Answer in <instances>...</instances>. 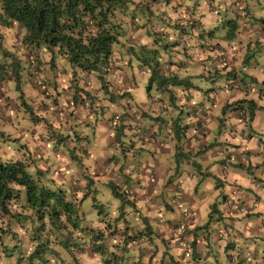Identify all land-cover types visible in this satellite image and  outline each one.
Listing matches in <instances>:
<instances>
[{
	"label": "trees",
	"instance_id": "16d2710c",
	"mask_svg": "<svg viewBox=\"0 0 264 264\" xmlns=\"http://www.w3.org/2000/svg\"><path fill=\"white\" fill-rule=\"evenodd\" d=\"M150 1H155L152 6ZM157 1L161 0H0V25L13 28L19 37V44L26 50L23 54H18L4 41L0 30V53L3 57L0 60V120L9 125L8 132L1 131L0 135L1 140L12 137L18 142L13 151L7 147L0 149V257H7L17 247V255L12 256L14 261L8 257L12 264H66L67 259L74 264H81L78 253L84 249L87 237L92 241L90 246L86 245V249L93 253L97 248L94 246L97 239L103 237L104 230L110 228L106 219L108 214L105 215L108 212L104 211L103 217L93 224L81 225V214L74 203L89 196L92 201H96L93 202L95 205L102 207V201L96 200V193L100 187H107L117 196L120 209L123 205L130 204L135 212L134 201L137 200V195L143 193L135 175L139 176L143 170L149 178L155 175L154 163L149 164L143 160L145 142L172 143L170 158L175 167L180 166L177 163L185 153L179 150L178 143H182L189 126V121H183L186 109L190 108L197 115L195 110L199 108V116L194 118V123L200 127L204 123L201 118L204 106L201 103L192 104V108L187 105L193 88L198 87L191 82L193 74H188V64L194 65L191 62L198 60L202 69L197 75L202 74V77L213 78L215 74H224L225 82L217 88H235L237 78L242 80L244 74L237 75L235 68L223 70L230 62L223 59L227 57L223 49H228L232 56L230 49L233 42L230 40L236 36L241 17L240 11L235 9L250 12L247 0H231L229 4L234 7V16L230 15L231 18L223 15L222 19L220 16L217 23L206 30L201 28L200 19L194 16L197 13L196 0L192 4L186 0H163V3L172 4L171 8H162V11L154 13ZM205 1L212 6L211 0ZM251 1L253 7L263 9L264 0ZM231 5L226 6V9H230ZM213 13L220 14L215 10ZM140 14L143 15L142 22L139 21L142 16ZM257 20H261L264 25V16ZM223 25L226 26L225 31L219 34L216 42L207 39L215 31L220 32L219 27ZM162 37L163 40L159 41ZM212 47L219 50L218 54L210 55L206 52L204 56H197L198 50L204 52ZM41 48H45V52ZM163 48L168 52L164 60L160 58V61L158 54ZM123 50L125 53L121 52ZM250 52H245L243 61L249 58L247 54ZM57 56L75 67L68 80L67 101L72 106L82 105L83 110L86 108L84 111H87L76 115V109L72 107L67 112L79 122L83 121V125L92 122L97 125L98 121L106 125L107 134L102 145L109 148L104 150L100 148L102 145L99 146L103 151V158L99 162L92 163L88 134L81 129L74 130L75 124L79 123L77 120L66 127L65 132H61L62 120L53 118V115L47 117L55 110L48 111L45 104L39 102L37 105L40 109L35 111L31 102L27 101L31 100L32 95L26 99L22 97V63L25 62L26 69H29L34 65L32 60H36L38 64H47L51 68ZM219 62L223 63L224 72L220 71ZM121 64L126 72L128 67L132 75L122 73ZM136 65L137 69L134 70ZM143 69L147 70V91L154 84L157 93L152 98L148 91L147 102H150V107H143V102L138 104L131 91V87L138 81L137 75L142 74ZM62 71L65 74V70ZM78 73H92L98 88L88 89L89 79L83 80L84 85L81 87L73 84L80 77ZM33 75L31 73L29 77L31 80ZM7 78L14 79L15 88L19 92L14 99L4 93ZM43 82L49 80L43 78ZM33 88L36 92H41L37 84H33ZM99 88L102 94L98 92ZM213 89L216 88H209ZM20 105L24 114H27L26 120L22 116L28 125L27 131L22 127L16 128V122L10 118ZM229 107L235 111L246 110L250 120L257 105L251 98L237 97L224 101L221 105L222 112L223 108ZM261 108L264 109V106ZM89 112L92 113L90 119L87 117ZM97 112L101 113L100 118L93 116ZM31 126L34 127L33 130L40 129L35 143ZM108 131L111 136L109 140ZM24 132L27 133L26 136H23ZM148 149L146 146V150ZM108 150H112V153H107ZM148 151L153 153V149ZM79 153H83V156ZM123 165L125 170L122 169ZM130 171H134L135 175H131ZM95 176L102 178H94ZM171 176L172 173L167 175L165 183L172 181L173 192L178 197L182 190L181 180L178 177L172 180ZM131 182L137 183V186H132ZM128 188L132 189L131 193H128ZM144 197L149 200L153 196L144 193ZM214 208L212 205L211 210H216ZM184 210L192 211L187 205ZM97 212L102 213V209L99 208ZM177 220L178 218L170 221L159 217L157 221L162 223L161 233L166 230L173 233ZM148 224V220L143 219V233L140 229L134 232L125 225V230H122L124 232L120 234V242L127 246L144 234L149 235V238L155 237L156 231ZM113 229L110 228V231L113 232ZM186 229L187 225L180 236L190 242L192 252L197 246L196 237H185ZM222 229L228 230L225 226ZM89 232L95 234L91 237ZM219 232L216 231L218 236L221 235ZM79 239L81 242H78ZM72 251L74 254L71 256ZM205 252V249H200L198 253H192L194 262L222 264L218 252L214 251L210 261L204 260ZM108 258L103 260L111 261ZM1 260L0 264H11L8 260ZM150 261V264L156 262L153 258ZM165 263L180 264L172 258L168 261L159 259V264Z\"/></svg>",
	"mask_w": 264,
	"mask_h": 264
},
{
	"label": "crops",
	"instance_id": "0c3cea01",
	"mask_svg": "<svg viewBox=\"0 0 264 264\" xmlns=\"http://www.w3.org/2000/svg\"><path fill=\"white\" fill-rule=\"evenodd\" d=\"M192 1L193 0L190 1L191 4ZM254 8L257 10V14L259 12L262 13L258 14L257 19L264 16V7L263 9L260 7ZM227 9L229 8L227 7ZM233 9L234 7L232 8V11ZM196 11L197 13H194V16L197 19H200L201 28L206 30L215 25L213 21L210 22V20L204 16L203 9L200 8V3L196 6ZM239 14L241 17L237 25L236 36L230 40L233 42V47L230 49V51H232V56L229 55V58L227 57L226 59L232 57L231 60L233 62L237 61L236 58L238 57L242 62L245 52L247 51L246 49L249 48V50H252V47L248 43L251 39H256V42L258 43L257 45L261 47L259 52L264 56L263 23L260 22L261 20H257L248 11L243 13L240 12ZM219 17L220 14L213 13V19H216L217 21ZM226 17L232 18L230 15H227ZM253 17L254 20L252 23L244 24L246 18ZM222 18L223 16L220 17V19ZM225 27L226 26L223 25L218 33L220 34L221 31H225ZM207 39L213 40V42L217 41L214 34L208 36ZM255 48L256 47L254 46L253 49ZM216 51L219 50L212 47L204 52L199 51L197 56H204L203 54L206 52L210 55H216ZM253 63H255V59H250L249 57L244 61V66L241 67L237 66V63L227 64L223 70L230 69L232 68L231 66H234L237 75H240L241 73L244 74L242 75V80H238L237 78L238 82L236 83L235 88L226 86L224 88L221 87L208 91L204 96L205 99H208V105L203 104L200 101L201 98H197V96L192 102L188 98L189 103L187 105L191 108L192 104L195 105V103H201V105L204 106V114L201 117L204 123L202 127L195 124L194 118L199 115H194L190 108L186 109L187 112L184 114L185 118L183 121H189V126L186 128V135L182 139V143L181 141L178 143L179 150L182 151V153H185L184 157H182L177 163V165H180L179 167H175L174 162L170 158V152H172L173 148L172 143H144V151L141 150L144 153L143 160L149 164L150 162L154 163L155 175L152 178H149L143 170V176H136L133 173L134 171H130V174L135 175L138 179V187L142 186L141 190L143 191V193L137 195V200L134 201V204L142 203L139 204V207H142V211L139 213H145L142 216V220H148L149 226L151 225L150 222H152L153 225H156V227L154 226L155 228L152 227V229L155 230L157 234L155 237L153 236L151 238H149V235H146L144 239L141 237L139 240H133L127 245L128 248L133 247L140 252V260L145 256L143 255L144 250L147 251V259H149V255L152 254V258L156 261L153 264H158L160 258L167 261L169 258H172L173 260H177L180 264H198L194 262L192 258L194 255H192V253L196 254L198 253V250L205 249L206 256L204 260L210 261L214 251L218 252L220 256L221 251H223L225 247L224 252L227 253L225 260L226 263L221 262L222 264H264V143H261L259 139L255 138L257 136L255 132H251L256 127V131L264 135V121L262 120L264 119V109H254L250 120H248L247 115L239 117L235 114L236 111L232 109L229 113L231 118L229 117L227 125H225V120L219 118L216 112L217 109L220 110L224 101L232 100L237 97L245 99L251 98L256 104L264 106V63L263 65L256 63L255 68L249 67ZM219 66H222V64ZM61 77L63 78V75H61ZM60 81L61 80L56 81L54 78V83L51 88L49 89V86H43L41 92H43V90L45 91L47 88L51 94V103L52 106H55L53 107V110H55L53 112V118L59 119L60 121L62 120L63 129L60 131L65 132L66 127L70 124L80 121L72 114H69V111L67 112V110L75 107L76 110L74 113L76 115H79L81 112L86 113L87 111H84L86 108L83 110L82 105L72 106L67 101L69 97L68 87L70 82L67 85L66 82ZM28 89H26L27 95H33V91L31 94ZM47 101H49V98ZM40 102L43 103V99ZM242 104L246 105L245 102ZM222 114L227 115L228 112H222ZM91 116L92 113L89 112L87 117L90 119ZM211 116L215 118V121L209 124L212 120ZM20 118L22 119L21 116ZM103 124V122L100 123L98 121V129L103 132V136H101L102 138L107 134L106 125ZM246 124L248 126H246ZM19 125L20 120L17 119L15 125L16 128L19 127ZM244 126L250 128V131L242 132ZM216 127L217 129L214 132V128ZM30 128L34 131L32 133V139L35 143L37 140V134H40V129L37 131L33 130L34 127L32 126ZM226 128H228V130ZM241 132L242 135L240 136ZM108 133L107 138L109 140L111 136L109 131ZM137 143L139 144V142ZM146 146L149 147V149H153L152 154L149 153V149L146 150ZM100 148L107 150L109 147L107 145H102ZM110 152L112 153V150L107 151V153ZM99 161L100 158L95 156L92 163ZM260 163H262V165H260ZM253 166L255 167L254 170L251 169ZM169 173H172V180L176 177L181 180L180 183L182 190L180 191L182 195L180 194V197L175 196V192H173L174 186L171 180L170 182L165 183ZM94 178L101 179L102 177L95 176ZM236 183L238 185H243L238 187L236 186ZM201 185L202 187L199 189L198 187ZM211 187L220 189L215 196H218L223 208L222 212L213 214L214 218L212 219V214L209 213L211 212V203H208L207 205L205 203L207 201V194H212L210 193ZM144 193H149L154 197L152 204L149 206L142 202H146ZM228 193H231L235 202H243L246 208L251 205L252 210L248 211L245 209V212L243 210L240 212L233 205L226 209L224 199H226ZM253 201L256 202V205L252 204ZM181 203H185L193 211L197 212V215L194 212L193 218L189 222L185 231V235H187L185 237H196L197 246L196 249L186 257H181V248H179L178 245L175 246L173 241L174 234L169 230H166V233H161V225H157L159 223L157 220L159 217H162L161 214L163 212L169 214V218L167 219L170 221L177 219L179 217V209H176L175 205ZM212 203L215 207L214 209L219 210V206L216 204L215 199ZM135 212L138 213L136 208ZM203 216H207L209 222L213 221L214 224L209 225L206 220H203ZM249 218L252 219V221H250ZM242 220L245 221L242 223ZM222 226H225L228 230H226V233L223 235L218 236L216 231ZM209 227H211V230H209ZM113 237L111 235L112 240H114ZM165 245L170 248L174 245L177 248L176 252L173 253L169 252L170 249H163ZM256 249H261L262 251V257L258 260L253 255V252L256 251ZM92 258H95L94 260H99L95 255H93ZM133 261H135V257ZM85 264L94 263L85 262Z\"/></svg>",
	"mask_w": 264,
	"mask_h": 264
},
{
	"label": "rangeland",
	"instance_id": "374dc122",
	"mask_svg": "<svg viewBox=\"0 0 264 264\" xmlns=\"http://www.w3.org/2000/svg\"><path fill=\"white\" fill-rule=\"evenodd\" d=\"M186 1H191V0H186ZM230 1L231 0H211L212 6H211V4H210V6L207 5V2L205 0H196L195 2L196 3H200V8L203 9L204 16L206 18H208L210 20V22L213 21L216 24L217 23L216 19L212 18L214 10L216 12L220 13V16H223V15H232V16H234V12H232L233 5H231V3L229 4ZM247 1H248V5H249L248 6V10H249V8H251L250 9V14H252L255 18L258 17V14H262L261 12H259L257 14L256 13L257 10H255V12H254L253 11L254 7L252 5V1L251 2H250V0H247ZM154 2L155 1H150L149 2L150 6H152ZM244 2H245V0H244ZM171 5L172 4H170V3H167V4L163 3V0L157 1L155 3V5H154L153 12L156 13L157 11H162V8L165 9L166 7H170L171 8ZM228 5H231L230 9H226V6H228ZM257 6H259V5H257ZM209 7H212L211 10L208 9ZM143 9L146 11V7L145 6L143 7ZM235 11H238V12L240 11L242 13L245 12L241 8L235 9ZM251 12H253V13H251ZM140 15H142V14H140ZM254 17L253 18H246V20H245L246 22L244 24L252 23L253 20H254ZM139 21L140 22L143 21V15L141 16V18H139ZM15 27L16 26H14V28ZM219 29H220V27H219ZM0 30L3 33L2 37L4 38V41L8 42L9 46H11L13 48V50L17 51L18 54H23L26 51L25 49H23L22 44L21 45L19 44L20 43L19 37L16 35V33H15L13 28L8 29V27H4V26L0 25ZM165 30H166V27H165ZM173 30H175V28H173ZM168 35H166V36H168ZM214 36H215V38L219 37L218 31L217 32L215 31ZM222 36H223V34H222ZM165 39H167V38L165 37ZM161 40H163V37L159 39V41H161ZM1 43H2V41H1ZM248 43L250 44L252 49H253V47L256 44V46H255L256 48L253 51L252 50H247L249 52L251 51L249 54H247L250 57V59H252V58L255 59V63H253L249 67L255 68L256 67V63H258L259 65H263L264 56H263V54H260V52H259L261 50V47L259 45H257L258 43L256 42V39H251V40L248 41ZM18 44L20 45L19 48L16 47ZM41 50L43 52H45V48H41ZM194 50H195V52L197 51L196 49H194ZM223 50L225 52V56L228 57L229 56V50H225V49H223ZM191 51L192 50H190V52ZM121 52L125 53L124 50L121 51ZM160 52H161V54H160ZM160 52H159V54L161 55V57L158 54V58L161 61L160 58H162L164 60V58L166 56V53L168 51L165 48H163L162 50L160 49ZM197 52H199V50ZM218 52L219 51H216V54H218ZM192 54H193V56H195L193 51H192ZM2 59H3V57L1 56V53H0V60H2ZM231 59H232V57H230V59H228L231 63H234V64L237 63V66H239V67L240 66H244L243 59H242V62H241V59H239L238 57L236 58L237 61H233L232 62ZM23 60H24V58H23ZM195 61L191 62L194 65L188 64V66H187L188 74H193L190 77L191 82L198 86L197 88H193V93H191V95L189 97V100L192 102V100L195 99L196 96H197V98H201L200 101L203 104H207L208 105L209 104L208 103V99H205L204 96L206 95V93L208 91H210L209 88H211V87L217 88L219 85L224 83L225 79H226V76L224 74H215L213 78L212 77H208L207 78L205 76L202 77V74L201 75H197V74H199L201 72L202 65L199 64L200 62L198 60L196 61L197 63L195 64ZM32 62L34 63V65H32L29 69H26L27 65L25 64V62L22 63L23 67L21 68V71H20L21 72V77H20L21 78L20 79L21 82L20 83H21V89L23 90L22 97H24V99H26V97L29 96V95H27V90H26L27 88H29L28 90L31 92V94H32V91H33L34 94L30 97L31 100H27V101H28V103L31 102V106L35 109V111H38L40 109L39 105H37V104H39V102L42 99H43V103L45 104V107L47 108V110L51 111V110H53V107H55V106H52V103H51L52 102V97L50 96L51 94L49 93L47 88H46V90L44 92H40V91L35 92V90H33L34 89L33 88V84H37L39 86L40 90L43 89V86H47V87L49 86V89H50L51 86L54 83V78H55L56 81L61 80L60 82H66L67 85H68V79L70 78L71 72H72L73 68H75V67H73L66 59L61 58L60 56H57L55 58L54 66H51V68H48L47 64H42V63L38 64L36 62V60H32ZM124 66H127V63H124ZM231 67H232V69L235 68L234 66H231ZM122 69H123V70H121L122 73H125L126 70L124 69L123 65H122ZM126 69H127V72H128V73L126 72V74L127 75H132V73L130 74V71L128 70V67ZM136 69H137V65L134 66V70H136ZM29 70H31V72H28ZM62 70H65V74L62 73V72H64ZM220 71L224 72V71H222V69ZM31 73L34 74L32 76V80H31V78H29L31 76ZM146 74H147V70L143 69V73L137 75L138 81H137V83L134 86L131 87V91L133 92L134 100L136 98V100L138 101V104H142V102H143V107H150V104H148L150 102L149 101L147 102V96L149 95L148 91H149V93H150L152 98H154L157 93H156V91L154 89V84L151 86V89L149 88V90L147 91L146 83H147L148 76ZM61 75H63V78L61 77ZM78 75H80V77L77 78L76 82L73 81V84H76L77 86L81 87L84 84L83 80L89 79V80H91V83H90V85L87 88L88 89L89 88L90 89L98 88V84L96 83V81L94 79L95 77H94V75L92 73H90V74H83V73L80 74V73H78ZM43 78L49 80V82H43ZM64 78H67V79H64ZM128 78H129V76H128ZM38 82H40V83H38ZM40 86H41V88H40ZM25 90H26V92H25ZM98 90H99L98 92L100 94H102L100 88ZM4 93L10 99H14L17 96V94L19 92L15 88L14 79L7 78L6 83H5ZM48 98H49V101H47ZM256 105H257V107L255 109H262L261 107L263 105H259V104H256ZM223 110H224L223 112H228V114L227 115H223L221 108H220V110L217 109L216 112H217L218 117L221 118L222 120H225V125H227L228 124V119L230 117L229 113H230L231 107H229L228 109H224L223 108ZM24 113H25V111L23 110L22 105H20L19 109L17 111H15L14 114L12 113L10 115V118H11V120L13 122H16L17 119L20 120L19 127H22L24 131H27V129H28L27 126L28 125L24 121V120L27 119L26 118L27 114L25 115ZM99 113L100 112L94 113L93 116H97L98 118H100L101 117V113L100 114ZM246 113H247V111H246ZM50 115H53V114L50 113L47 117H50ZM20 116L21 117L23 116L24 120L21 119ZM52 117H54V115ZM211 119L212 120L209 122V124L211 122L215 121V118H213V116H211ZM262 120L264 121V119H262ZM8 126L9 125L7 124L6 121L3 122L2 120H0V132L2 131V133L3 132L7 133L8 132V130H7ZM246 126H248V125L246 124ZM98 128H99L98 124L97 125H93V122L90 123V124L89 123L85 124V125H83L82 122H79V123H76L75 126H74V130L75 131H78V130L81 129L82 131H84V133L88 134V136H89V148H90V152L92 153L91 154V156H92L91 159H95V156H97L100 159L103 158V151L99 148V146L102 145V142H103V138L101 137V136H103V132L100 131ZM255 128L251 132H255L257 134V136L255 138L259 139L261 143H264V135H262L261 133H258ZM216 129H217V127L214 128V132L216 131ZM226 129L228 130V128H226ZM249 131H250V128H247L245 126L242 129V132H249ZM242 132L240 133V136L242 135ZM26 134L27 133L24 132L23 136H26ZM1 138L2 137L0 135V149L1 150H4V147H7L11 151H13V150H15L17 148L18 142L15 141V139H13L12 137H10V139H6V140L5 139L1 140ZM77 148L78 147L76 146V149ZM79 155L83 156V153H79ZM260 165H262V163H260ZM71 166H73L72 163H71ZM122 169H124V165H123ZM246 169H250V168H246ZM251 169L254 170L255 167L253 166ZM139 176H143V172L142 171H141ZM131 185L136 187L137 183L131 182ZM202 185L199 186L198 188L200 189L202 187ZM242 185L243 184H241V185L237 184L236 186L240 187ZM219 190L220 189H216L215 187H211L210 193H212V194H207L208 196L206 197V200H207L205 202L206 205L208 203H211V205H210V207H211L213 205L212 202L215 199L216 204L219 206V210H215V211L211 210V212H209V213L212 214L211 219L214 218L213 214H216V213L218 214L219 212L223 211V208H222V205H221V201H219L218 196H215L219 192ZM221 190H223V189H221ZM174 194H176V192ZM180 196L181 195H179L178 197H180ZM97 199L102 201V207L100 205H98V204L95 205L93 202L96 203V201H92V199L89 196H87L86 198H84L80 202H78V200H77L74 203V206L77 207V209L79 210V213L81 214V220L79 221L80 222L79 224H81V223H82L81 225H85L87 223H92L93 224V222H96L98 218L103 217L104 211H106V212H108V213H105V215L108 214L106 219H108L109 226H110L111 230L113 228H115V229H113V232L110 231V228H107L106 230H104L103 237L98 238L97 241L94 244V246H96L97 248L93 251V253L90 250L87 251V249H86V248H88V246H90V242L92 240L88 239V237L85 238V240H86L85 244L88 245V246L86 247V245H85L84 249L80 253H78L79 258H80V262L84 263V264H85V262L94 263V264H96V263L97 264H141V263L142 264H150V262H151L150 259L152 258V254L149 255V259H147L148 258L147 251L143 250V255H145V256H143L141 258V260H140V256H139L140 252H138L137 249H135L133 247L128 248L127 246H124L122 242H120L121 239H122L120 234L124 232L122 230L124 229L125 225L127 227H129V229H131L134 232H135L136 229H140V230H142V233H143L142 216L145 213H143V212L139 213L140 211H142V207H139V204H142V203H136L135 204V208L138 210V213H136V212H134L132 210V205H130V204H125V205H123V208L120 209V207H118V203H117L118 202L117 196L114 195L111 192V190L109 188H107V187H103V188L100 187L99 191L96 193V200ZM145 200H146V202H144V201H142V202L149 206L150 204H152V202L154 200V197L150 198L149 200L148 199H145ZM253 202L256 205V202L255 201H253ZM175 206H176V209H179L178 210L179 211L178 212V214H179L178 216L180 217L181 216V212L186 208V204L185 203H181V204L175 205ZM99 208L102 209V213H98L97 212V210ZM246 210L251 211L252 210L251 205H249L246 208ZM239 211L241 212V209ZM195 214L197 215V212H195ZM168 215H169L168 213H164V212L161 214L163 219L169 218ZM240 217H242V216H240ZM202 218H203V220H206L209 225H213L214 224L213 221L209 222L207 216H203ZM250 218H249V220L252 221V219H250ZM244 221L242 220V223ZM150 224H151L150 225L151 228L152 227L153 228L156 227V225H153L152 222H150ZM161 224L162 223H158L157 225L159 226ZM209 230H211V227H209ZM110 233H111L112 237L114 236L113 237L114 240H112ZM163 233H166V232L163 231ZM92 234L94 235L95 233L94 232H89V235L91 237H92ZM142 237H145V234ZM102 239H103V242H100ZM83 241H84V239L82 240V242ZM113 241H117L116 244H114V245L111 244L110 245V243H113ZM78 242H81V240L79 239ZM173 246H172V248H170V247H167L165 245L163 249H165V250L170 249L169 252L175 253L177 248L175 247L176 245L174 247ZM17 250H18L17 247L14 248L12 251L9 252V255L7 257L1 256L0 260L2 259V260H8L9 261V258H10V259H12L11 261H14L12 256L15 257V255H17ZM73 254H74V252L72 251L70 255L72 256ZM93 255H95L97 257V259L99 258V260H94L95 258L94 259L92 258ZM253 255L255 256V258L257 260L260 259L262 257L261 249H256V251L253 252ZM107 257H109L108 259L109 260L111 259V261L105 262L103 260V259H105ZM134 257H135V261H133ZM226 257H227V254L224 251H221V253H220V258L221 259H220V261L222 263H226L225 262ZM251 260H253V259H251ZM11 261H9V262L11 263ZM66 264H74V262L72 260H70V259H67L66 260Z\"/></svg>",
	"mask_w": 264,
	"mask_h": 264
},
{
	"label": "built area",
	"instance_id": "2783aa9c",
	"mask_svg": "<svg viewBox=\"0 0 264 264\" xmlns=\"http://www.w3.org/2000/svg\"><path fill=\"white\" fill-rule=\"evenodd\" d=\"M196 113L200 112L199 108L195 111ZM128 193H131L132 192V189L131 188H128L127 189ZM226 206H230V205H233V202H231V198H228L227 199V202H226ZM239 210H244L245 209V206L243 204H239L236 206ZM193 217V212H188V211H182L181 212V216L178 218V220L176 221L177 224L174 228V240H175V243L176 245H178L184 254H187L188 251L190 250L191 248V244L188 240L184 239L183 237L180 236V234L183 233L184 231V228L185 226L188 224V222H190V220L192 219ZM220 231L219 234L222 233V230H218Z\"/></svg>",
	"mask_w": 264,
	"mask_h": 264
},
{
	"label": "clouds",
	"instance_id": "9594fccd",
	"mask_svg": "<svg viewBox=\"0 0 264 264\" xmlns=\"http://www.w3.org/2000/svg\"><path fill=\"white\" fill-rule=\"evenodd\" d=\"M227 57H225V58H223V59H226ZM219 64H223L222 62H219ZM219 68H221L222 69V66H219ZM91 83V80L90 81H88V84H90ZM84 85V84H83ZM204 110V109H203ZM196 111V110H195ZM196 113V112H195ZM199 113V112H198ZM198 113H196V114H198ZM236 115H238L239 117H244L245 115H247V113H246V110L245 111H243V110H240V111H236V113H235ZM228 198H231V202H233V206L237 209V210H239L236 206L238 205V203L241 205V204H243V202H235L234 201V197L231 195V193H228V195H227V197H226V199H224V202H225V207H226V209L229 207V206H226L227 204H226V202H227V199ZM253 205H254V202L252 203ZM244 205V204H243ZM231 206V205H230ZM245 206V205H244ZM245 209H246V206H245ZM244 209V210H245ZM243 210V211H244ZM191 212H194L193 210L191 211ZM194 214V213H193ZM193 218V217H192ZM191 221V220H190ZM188 224H189V222H188ZM188 224H187V227H188ZM222 230V233H221V235H223V233L225 232V230L224 229H222V227H219L217 230ZM173 234L175 235V233L173 232ZM174 235H173V239H174ZM220 235V236H221ZM181 237H183V236H181ZM184 238V237H183ZM174 242H175V240H174ZM175 245H176V243H175ZM180 248V247H179ZM191 253V248H190V250L188 251V253L187 254H184L183 253V251H182V249H180V254H182L181 255V257H186V256H189V254ZM168 263V262H167ZM167 263H165V264H167ZM158 264H159V262H158Z\"/></svg>",
	"mask_w": 264,
	"mask_h": 264
}]
</instances>
